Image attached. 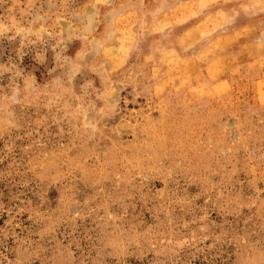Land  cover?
I'll use <instances>...</instances> for the list:
<instances>
[{
    "label": "rangeland",
    "instance_id": "374dc122",
    "mask_svg": "<svg viewBox=\"0 0 264 264\" xmlns=\"http://www.w3.org/2000/svg\"><path fill=\"white\" fill-rule=\"evenodd\" d=\"M0 264H264V0H0Z\"/></svg>",
    "mask_w": 264,
    "mask_h": 264
}]
</instances>
